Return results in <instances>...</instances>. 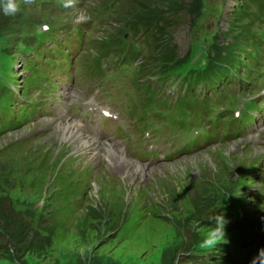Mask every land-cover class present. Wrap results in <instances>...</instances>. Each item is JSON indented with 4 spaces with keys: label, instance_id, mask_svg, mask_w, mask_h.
Wrapping results in <instances>:
<instances>
[{
    "label": "rangeland",
    "instance_id": "374dc122",
    "mask_svg": "<svg viewBox=\"0 0 264 264\" xmlns=\"http://www.w3.org/2000/svg\"><path fill=\"white\" fill-rule=\"evenodd\" d=\"M237 1L199 0L195 4V0H188L186 21L172 34L183 60L172 71L188 66L197 68L223 52L224 42L232 43L233 38L227 40L223 33L228 30ZM107 5H113L114 13L90 46L82 47L79 35L68 38L52 28L53 43L43 44L33 56L29 86L25 78L23 87L16 89L12 78L17 65L16 52H21L14 48L12 53L0 52V102L6 103L0 104V133H18L20 125L34 123L35 116L60 89L67 70L77 62L85 64V79L94 80L96 63L105 59L102 51L113 42L110 37L118 31L121 12L126 8L122 0H71L70 4L68 0H34L31 5H22L28 21L14 33L0 37L2 49L12 47L18 33L27 35L46 30L49 25L89 20ZM256 32L263 34L264 29L258 27ZM129 37H134V31H128L124 38ZM149 53L152 54V48ZM138 89L139 85L135 84L134 90ZM101 91L92 87V95L84 100L82 87L75 89L70 98H62L64 124L72 122L67 139L60 137L62 129L57 128L60 121L52 124L42 139L11 149L8 142L17 135L0 136V168L5 167L0 170V177L7 174L11 186L5 187L16 204V211L21 218L31 221L35 229L40 227L37 221L45 218L47 227L51 229L53 225L50 242L35 255L27 254L20 262L0 258V264H163L165 257L178 248L180 258L193 254L197 259L185 264H202V256L209 254L223 256L230 262L238 260L237 264H253L254 260L256 264H264V252H261L264 249V160H259L264 153V124L259 126L257 122L244 140L238 138L191 153H175L165 158L161 154L158 159H148L137 146L117 139L119 135L112 123H105L109 135L102 134L98 125L93 126L94 121L99 123L104 109L114 112L115 103ZM71 109L75 114L70 115ZM254 109H259L258 105ZM26 111L29 118L23 116ZM154 113V109L148 110V115ZM40 120L36 127L29 125L18 134L26 135L49 123L48 118ZM166 126L169 129L166 138H171L176 128L173 123ZM152 131L154 138L161 134V129L152 128ZM137 133L141 137L144 128L138 127ZM188 133L184 145L191 141V128ZM107 147L121 151L126 157V173L114 174L109 167L111 162L103 155ZM163 148L172 150L168 146ZM77 154L81 157L77 158ZM250 169L254 174H250ZM203 178L214 180L216 210L199 223L192 221L191 238L185 237L178 232L177 220L192 215L190 195ZM93 207L102 220L90 217ZM230 212L239 213L244 224L238 228L224 227L225 241L214 245L213 229L218 218ZM224 221L229 225L228 217ZM28 238L35 243L31 235ZM193 247L195 253L189 251Z\"/></svg>",
    "mask_w": 264,
    "mask_h": 264
},
{
    "label": "trees",
    "instance_id": "16d2710c",
    "mask_svg": "<svg viewBox=\"0 0 264 264\" xmlns=\"http://www.w3.org/2000/svg\"><path fill=\"white\" fill-rule=\"evenodd\" d=\"M187 3L188 0H122V4H125L126 8L121 12L123 16L119 21L118 31L112 34L110 38L112 41H121L128 31L148 32L153 38L152 51L154 53L151 57L153 70L159 75L169 74L183 60L182 57H179L178 46L173 42L172 34L186 21L187 14H189ZM197 3L199 0H195V4ZM26 21L28 18L24 6H22L20 13L15 16H6L0 12V37L14 33L18 26ZM229 23L228 30L224 31L223 35L227 40L233 38L232 43L224 42L223 52L206 61L207 73L227 64H233L240 53L246 51L251 42L256 41L259 37L256 29L258 27L264 28L262 25L264 24V0H238L233 11H231ZM121 30L125 31L122 33ZM17 35L19 33L15 36ZM13 47L14 45L12 47L9 45V49L6 50L11 51ZM4 169L5 167L0 168V170ZM224 176L227 177L226 172ZM7 184H9L7 175L0 177V258H5L8 261L14 259V261L20 262L23 261L24 256L27 254L35 255L45 243L50 242L53 225L50 224L51 229L47 227L49 223L45 218L42 222L37 221L40 227L35 229L31 226V221L27 222L21 218L16 211V204L9 190L5 187ZM213 184V179L203 178L198 187L193 189L190 195L193 207L192 215L188 219L180 217L177 220L179 222L177 229L180 235L185 237L189 235L191 238L192 226L190 225L192 221L193 224L199 223L201 220L203 221L204 217L215 212L217 206L215 203L218 199H216L217 195L214 193ZM92 209L94 210L93 213ZM175 210L178 211L179 209L175 208ZM89 213L90 217L97 221L103 219L94 207ZM18 229L23 230L17 232ZM28 235L33 237L36 245L29 241ZM176 250L171 256H167L168 261L165 257L163 264H177V262L185 264L197 260L196 257L193 258V254H188L186 259L180 258V248ZM186 251L187 249H185ZM189 251L196 252L194 247ZM213 256L211 254L203 255L204 264H227L223 260V262L220 261V255H217L216 260L212 261L211 257Z\"/></svg>",
    "mask_w": 264,
    "mask_h": 264
},
{
    "label": "clouds",
    "instance_id": "9594fccd",
    "mask_svg": "<svg viewBox=\"0 0 264 264\" xmlns=\"http://www.w3.org/2000/svg\"><path fill=\"white\" fill-rule=\"evenodd\" d=\"M34 0H0V12H2L6 16H15L20 13L22 5H31ZM68 3H71V0H68ZM222 217V222H219L220 218H218L217 227L213 229V241L212 243L219 244L225 241V221ZM264 252V249L261 250ZM253 264H256L255 260Z\"/></svg>",
    "mask_w": 264,
    "mask_h": 264
},
{
    "label": "bare ground",
    "instance_id": "6f19581e",
    "mask_svg": "<svg viewBox=\"0 0 264 264\" xmlns=\"http://www.w3.org/2000/svg\"><path fill=\"white\" fill-rule=\"evenodd\" d=\"M71 125H72V122H68L66 124L61 123L57 127V128H60V131L62 129V132L60 133V137L62 139H67L68 137H70V133L72 132V129L70 128ZM103 155L105 158L109 159V162H111L109 167L114 171V174H116V175L120 174L121 175L123 173H126V170L128 167L124 166V162H126L127 159L121 151H119L113 147H107L105 152L103 153ZM138 168L140 169V167H138Z\"/></svg>",
    "mask_w": 264,
    "mask_h": 264
}]
</instances>
